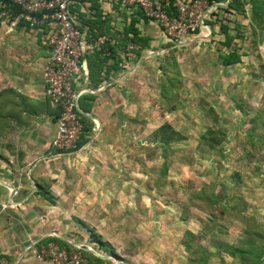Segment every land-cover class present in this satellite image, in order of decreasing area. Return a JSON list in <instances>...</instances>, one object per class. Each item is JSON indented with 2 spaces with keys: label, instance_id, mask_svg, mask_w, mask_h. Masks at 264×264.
I'll return each mask as SVG.
<instances>
[{
  "label": "crops",
  "instance_id": "1",
  "mask_svg": "<svg viewBox=\"0 0 264 264\" xmlns=\"http://www.w3.org/2000/svg\"><path fill=\"white\" fill-rule=\"evenodd\" d=\"M184 1L171 0L168 12L174 13L173 5ZM229 1L211 4L202 28L175 42L137 6L123 5L120 0H70L68 10L82 34L81 71L73 89L79 94L77 109L84 129L92 130L89 140L94 136L76 153H61L51 147L58 112L49 105L43 79L50 54V27H10L8 16H1L0 264H41L35 253L46 246L37 247L47 237L83 249L69 240L67 231L78 227L74 217L79 216L74 213L84 207L79 198L98 189L91 184L97 181L94 172L82 175L94 160L80 154L87 148H99L102 137L117 133L136 137L132 130L138 120L147 126L154 115L168 114L157 105L162 76L159 65L166 57L176 59L183 77L188 63L193 73L203 67L213 81L242 65L250 44L240 38L228 47L226 36L246 35L249 13L226 8ZM236 44L240 54H245L242 62L223 66L221 56ZM173 53L179 55L170 56ZM197 81L192 83H202ZM150 131H154L152 125Z\"/></svg>",
  "mask_w": 264,
  "mask_h": 264
},
{
  "label": "rangeland",
  "instance_id": "2",
  "mask_svg": "<svg viewBox=\"0 0 264 264\" xmlns=\"http://www.w3.org/2000/svg\"><path fill=\"white\" fill-rule=\"evenodd\" d=\"M246 24L244 29L249 30L246 35L242 31L241 42H248L251 50L242 65L213 81L203 67L200 74L193 73L185 63L177 110L154 115L147 126L138 120L132 130L136 137L118 133L102 137L99 148H87L80 154L94 160L92 167L90 162L84 167L82 175L94 172L97 181L91 184L98 191H88L87 196L79 198L84 207L74 213L79 216L74 217L78 227L67 231L71 242L108 256L105 259L110 264H186L188 258L196 256L189 247L195 251V245H200L207 255L219 252L222 244L239 245L243 220L226 212L220 224L227 230L217 229L219 233L208 205L192 196L202 188L214 196L227 195L229 204H235L245 216L264 220V146L258 143L264 140V115L259 110L264 101V31L255 48L252 30ZM194 79L202 83L193 84ZM259 112L260 124L255 127L251 117ZM163 123L185 136L165 153V171L159 146L149 142ZM208 127L224 135L217 146L223 147L220 153H213L199 140ZM250 131L255 141L246 149ZM236 174L239 179L232 177ZM91 232L114 255L99 250ZM208 262L236 264L223 253L211 256Z\"/></svg>",
  "mask_w": 264,
  "mask_h": 264
},
{
  "label": "built area",
  "instance_id": "3",
  "mask_svg": "<svg viewBox=\"0 0 264 264\" xmlns=\"http://www.w3.org/2000/svg\"><path fill=\"white\" fill-rule=\"evenodd\" d=\"M69 1L0 0L2 8L9 3L19 9L15 14H10L6 9L1 12V16H8L10 27L25 24L29 27L48 26L51 29L47 39L50 54L43 67V79L49 105L58 112L51 147L61 153L73 152L83 133V124L77 109L79 94L73 89V84L81 71L82 34L68 10ZM236 1L245 13L250 10V0ZM120 2L126 6L141 8L145 16L158 23L163 33L175 42L190 38L200 30L206 12L212 7L206 0H186L174 4L175 12L169 13L171 0H120ZM35 255L37 259L50 264L86 263L78 251L67 252L60 249L57 244L41 246Z\"/></svg>",
  "mask_w": 264,
  "mask_h": 264
},
{
  "label": "trees",
  "instance_id": "4",
  "mask_svg": "<svg viewBox=\"0 0 264 264\" xmlns=\"http://www.w3.org/2000/svg\"><path fill=\"white\" fill-rule=\"evenodd\" d=\"M208 4H213L214 2H219L221 0H206ZM251 1V8L249 10V27L252 30V41H255V48L261 43L263 39V31H264V0H250ZM7 4V3H6ZM235 12H242L244 14L240 4L236 0H230L226 6ZM3 9L8 10L10 14H15L18 12V7L13 4H7L5 8L1 7L0 4V20H1V12ZM228 11V9H227ZM228 29L227 27L225 28ZM235 29L239 31V24H235ZM235 35L230 37L227 35L226 37V46L229 47L231 41L233 39H240L242 36ZM134 41V40H133ZM240 48L238 44L233 45L231 50L227 52V54H223L221 56L222 65L229 66L235 65L240 63L241 57L245 54H240ZM159 70L161 72V78L159 80V88L160 94L159 99L157 102L158 107L163 112H173L177 110L179 105L181 89L183 88V78L181 71L178 66V62L176 59L173 58H165L159 65ZM210 108H212L210 106ZM211 110V109H210ZM259 110L264 115V101L260 104ZM260 112L254 114L252 118V122L255 123V127L259 126L260 124ZM80 118V115H79ZM81 120V118H80ZM264 125V120H263ZM92 135L91 128L85 130L83 125V133L77 143V147L75 150H78L81 146H83ZM83 136H85L83 138ZM185 136H182V133L179 131L174 130L172 126L168 123H163L157 130L153 133V139L150 140L151 143H156L160 150H161V157L163 159L162 168L163 171L166 170V163H165V153L171 150V145L180 142L181 140H185ZM221 137V138H220ZM247 145L246 149H249L251 145H253V141H255L254 132L250 131L247 134ZM224 135L214 133L212 127H208L203 134H200L199 140L206 143L209 146V150L213 153L215 152L220 153L223 149L217 148L219 144L223 141ZM257 142V141H256ZM260 146H264V140L258 141ZM250 152H247L246 156H248ZM234 178H238V174L232 175ZM208 195V196H207ZM194 198L197 197L198 199L204 201L206 205H208L210 214L213 217V224L215 229H220L221 231L225 232L226 225L223 226L220 222L224 221L225 213H230V215H239L240 218L243 220L242 224L243 228V236L239 242V245H229V244H222L219 252L216 253H208L206 255L205 249L200 245H195V251L191 250L190 247L187 248L188 251H191V254H195L196 256L188 258L186 264H209L208 258L211 256L219 255L220 253L225 254L228 258L232 259L236 262V264H264V220L258 221L252 216H245L243 211H239L236 209L235 204H229L230 197L227 195L223 196H214L210 192H207L204 188L200 189L199 191L195 192L192 195ZM224 201V203H219L220 201ZM231 217V216H229ZM235 217V216H234ZM186 217H184L185 219ZM219 231V230H217ZM92 233V232H91ZM219 233H221L219 231ZM93 235V233H92ZM98 244L99 250H104L109 252L110 254L114 255L113 251L109 249L107 244L100 241L99 238L93 235L92 238ZM49 243L57 244L60 249L70 252L71 250L78 251L81 256L85 259V264H110L111 262L107 259L98 257L92 254L85 249H78L70 246L65 241L56 238V237H47L39 242L38 248L41 245H48ZM40 249V248H39Z\"/></svg>",
  "mask_w": 264,
  "mask_h": 264
},
{
  "label": "water",
  "instance_id": "5",
  "mask_svg": "<svg viewBox=\"0 0 264 264\" xmlns=\"http://www.w3.org/2000/svg\"><path fill=\"white\" fill-rule=\"evenodd\" d=\"M93 138H94V136H93ZM92 138V139H93ZM92 139H90L88 142H87V144H85L83 147H82V149L83 148H85L91 141H92ZM78 151H80V150H76V151H73V152H70V153H76V152H78ZM78 248H80L79 246H77ZM88 250V249H87ZM88 251H90V250H88ZM93 254H95V255H97L96 253H94V251H91ZM98 257H101V258H107L108 256H100V255H97Z\"/></svg>",
  "mask_w": 264,
  "mask_h": 264
}]
</instances>
